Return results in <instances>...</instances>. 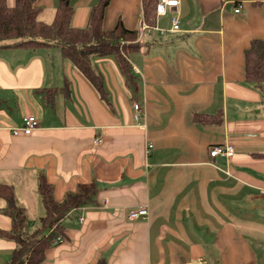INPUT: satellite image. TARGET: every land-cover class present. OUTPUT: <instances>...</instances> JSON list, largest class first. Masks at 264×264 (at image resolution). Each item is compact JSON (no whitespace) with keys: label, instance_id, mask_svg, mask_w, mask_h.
I'll return each instance as SVG.
<instances>
[{"label":"crops","instance_id":"obj_1","mask_svg":"<svg viewBox=\"0 0 264 264\" xmlns=\"http://www.w3.org/2000/svg\"><path fill=\"white\" fill-rule=\"evenodd\" d=\"M58 1L38 0L40 20L53 21ZM97 3L72 0L71 25L86 27ZM119 18L140 32L128 56L135 78L126 80L114 56L94 57L105 97L54 45L20 61L16 80L0 69L20 110L14 119L0 109V184L14 187L29 223L41 175L58 202L93 185L87 203L62 217L63 240L42 264H264L263 89L245 75V50L264 41V0H180L155 26L142 0H111L104 27ZM52 47L60 51L55 67L40 53ZM29 87L23 110L28 92L20 90ZM197 113L212 119L197 121ZM29 114L37 129L14 134ZM226 143L232 157L210 155ZM139 206L148 215L130 218ZM5 207L0 196V231L12 225ZM14 246L0 234V264Z\"/></svg>","mask_w":264,"mask_h":264},{"label":"trees","instance_id":"obj_2","mask_svg":"<svg viewBox=\"0 0 264 264\" xmlns=\"http://www.w3.org/2000/svg\"><path fill=\"white\" fill-rule=\"evenodd\" d=\"M159 1L142 0L144 19L149 26L156 24ZM110 2L98 0L90 10L87 26L79 28L71 25L74 12L72 0L58 1L54 19L50 23L40 20L42 6L38 0H15L13 6L8 4V0H0V46L35 49L54 45L105 97L103 74L94 66L93 58L114 56L122 75L127 81H133L134 71L128 56L139 47L140 35L138 30L125 26L121 18L113 28L104 27L105 12ZM245 75L248 81L262 87L264 100V41L261 39H254L245 50ZM204 116L197 113L195 119L202 121ZM205 118V121L212 119L210 115ZM92 186L86 191L68 193L62 202H58L53 197L52 184L41 175L38 190L45 212L39 225L30 229L26 208L19 204L14 187L0 184V196L6 201L2 211L12 221L11 228L0 231V234L10 237L15 243L8 264H42L47 250L53 246L55 231L63 234L62 217L71 208L87 203L93 192ZM96 264L106 262L101 259Z\"/></svg>","mask_w":264,"mask_h":264},{"label":"rangeland","instance_id":"obj_3","mask_svg":"<svg viewBox=\"0 0 264 264\" xmlns=\"http://www.w3.org/2000/svg\"><path fill=\"white\" fill-rule=\"evenodd\" d=\"M11 3L14 2V0H9ZM39 52V49H19V48H13V47H7V46H0V59H3L5 62L0 61V69H3L4 72L6 73L7 77L10 80H16L17 77L14 72L15 66L22 60L27 59L32 53L34 52ZM40 53L44 55V58L46 61L50 64H53V66H58L59 65V58L57 53H60V51L56 48H51V49H43L40 50ZM61 61V60H60ZM2 82V76L0 75V83ZM31 87L21 89L20 93L22 92H28L27 97L20 96V107L21 109H25L26 107L30 106L32 103V97H31ZM43 92V93H42ZM40 92V97L42 100L40 102H43L46 100L47 93L42 90ZM17 99L13 96V89L10 86H1L0 85V109L6 111L11 118L17 119V115H20V110L19 107L16 106ZM34 104V103H33ZM10 107V109H9ZM41 110V109H40ZM42 113V111H40ZM37 198L39 205H35L33 202ZM29 208V214H30V228L33 229L36 225L39 224L40 222V217L44 214V207L41 202V198L37 191L34 188H31L30 190V202L28 204ZM55 227V225L52 227V229ZM55 238L52 240L53 245H57L63 240V234L62 233H57ZM58 235L62 236V239L58 243H54L55 239L57 238Z\"/></svg>","mask_w":264,"mask_h":264},{"label":"built area","instance_id":"obj_4","mask_svg":"<svg viewBox=\"0 0 264 264\" xmlns=\"http://www.w3.org/2000/svg\"><path fill=\"white\" fill-rule=\"evenodd\" d=\"M180 3V0H160L157 5V14H165L166 9L168 7H175L178 6ZM236 11H239V8H236ZM180 28L179 25V19L177 16L172 17V26L171 30L175 31ZM135 108V119L140 118V111H141V105L138 102L134 103ZM39 126V120L35 115H24L23 116V122L20 127L13 128L14 134H19L21 132L25 134H31L33 133L37 127ZM234 154V147L233 145L226 143V144H216L211 147L210 149V155L212 157L217 156H225V157H232ZM264 194V193H263ZM148 215V209L145 206H139L138 208L130 211V218L137 219L139 217H146ZM84 221V217H80V222ZM62 239L61 235H58L55 239L54 243H58Z\"/></svg>","mask_w":264,"mask_h":264}]
</instances>
